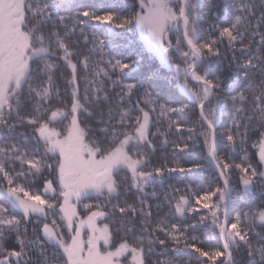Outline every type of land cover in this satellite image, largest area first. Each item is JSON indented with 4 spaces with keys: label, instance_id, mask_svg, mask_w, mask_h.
Wrapping results in <instances>:
<instances>
[{
    "label": "snow or ice",
    "instance_id": "obj_1",
    "mask_svg": "<svg viewBox=\"0 0 264 264\" xmlns=\"http://www.w3.org/2000/svg\"><path fill=\"white\" fill-rule=\"evenodd\" d=\"M0 264H264V0H0Z\"/></svg>",
    "mask_w": 264,
    "mask_h": 264
},
{
    "label": "trees",
    "instance_id": "obj_2",
    "mask_svg": "<svg viewBox=\"0 0 264 264\" xmlns=\"http://www.w3.org/2000/svg\"><path fill=\"white\" fill-rule=\"evenodd\" d=\"M252 151H255L254 149Z\"/></svg>",
    "mask_w": 264,
    "mask_h": 264
}]
</instances>
